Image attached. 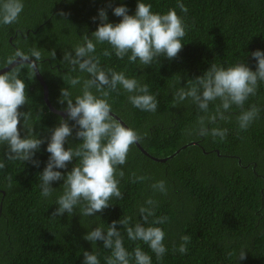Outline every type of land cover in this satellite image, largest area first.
Instances as JSON below:
<instances>
[{
	"label": "trees",
	"instance_id": "obj_1",
	"mask_svg": "<svg viewBox=\"0 0 264 264\" xmlns=\"http://www.w3.org/2000/svg\"><path fill=\"white\" fill-rule=\"evenodd\" d=\"M22 2L24 8L18 21L0 25V70L9 65V57L17 50L29 54L38 48L42 60L37 62V68L46 84L48 100L54 109L64 111L66 104L58 102L60 89L69 88L74 98L81 88H72L64 77L70 74L87 78V74L71 72V66L63 61V53H74L75 46L83 44L84 35L91 38L100 23L98 18L92 20L98 17L99 9H105L107 22L116 24L121 17L115 16L112 8L124 5L127 14L134 15L138 0ZM141 2L151 4L154 13L163 14L174 8L184 19L188 28L178 56L171 60L160 57L150 66H143L139 61L129 63L127 56L122 60L114 53L110 58L104 57V48L111 51L107 44L97 45L94 55L100 58L105 71L124 72L128 78L147 84L151 94H158L155 113L133 107L129 94L119 86L109 96L112 113L142 135L138 144L148 155L135 144L131 146L127 162L121 166L125 174L119 185L123 199L110 201L112 205L102 213L86 217L80 215L77 207L73 215L52 217L63 181L53 182L57 191L45 198L40 194L39 174L50 155L46 151L50 130L62 118L48 109L43 88L24 64L19 78L26 84L28 104L20 111L31 112L35 135L44 138L45 143L34 156L40 161L39 167L6 161V167L0 170V264H83L84 251L97 252L100 264H106L104 258L110 250L103 248L102 241L93 245L84 240V235L95 227L106 230L112 221L124 216L132 217V225L143 223L138 205L148 197L158 202L156 216L169 218L166 224L154 225L165 232L167 252L157 261L146 244L128 240L123 226L117 224L129 252L139 244L151 256L152 264H264V82L258 83L256 95L244 105L245 109L252 105L260 108L259 118L246 131L238 128L236 117L240 110L235 106L225 113L227 121L206 124L209 129H228L224 140L189 134V130L198 127V116L204 115L190 100L172 107L176 88L203 75L212 63L227 68L243 62L255 71L256 61L251 53L264 52V0H182L187 14L176 7L177 0ZM61 11L68 15L60 16ZM52 50L55 59L50 56ZM177 75L181 78L179 83ZM217 104L219 101L210 103L209 113L215 111ZM74 123L69 121L70 126ZM76 130L74 127L65 149L81 142L75 136ZM24 134L21 127L22 138ZM4 151L0 147V158ZM75 163L74 158L66 169L56 170L66 174ZM131 173L148 179L131 183ZM159 180L165 181L167 195L151 189L150 185ZM183 235L191 236L187 254L173 251ZM242 249H246V259L241 261L236 255Z\"/></svg>",
	"mask_w": 264,
	"mask_h": 264
},
{
	"label": "clouds",
	"instance_id": "obj_2",
	"mask_svg": "<svg viewBox=\"0 0 264 264\" xmlns=\"http://www.w3.org/2000/svg\"><path fill=\"white\" fill-rule=\"evenodd\" d=\"M176 7L187 14L188 8L182 0H177ZM23 8L22 0H0V25L16 23ZM151 8V4L141 0H138L134 15H128V9L124 5L114 7L113 14L121 17L116 24L107 22L105 9H99L98 17H93L92 20L98 18L100 23L91 38L84 35L83 44H77L74 53H63V61L71 66L70 71L86 73L87 78L70 74L64 77L72 88L81 85L80 94L73 98L69 88L60 89L58 102L66 104L64 112L67 119H60L58 126L50 130L51 134L47 138L46 151L50 155L39 174L41 196L51 197L57 191L52 187L53 182L63 181L62 192L56 198L57 207L52 217L73 215L77 207L80 215L95 216L109 208L112 205L110 201L123 199L119 185L125 174L121 166L126 164L131 146L140 142L142 135L113 118L109 96L111 92L118 91L119 86L129 94L128 101L133 107L155 113L158 108V94H151L147 84H141L136 78H128L124 72L112 69L105 71L100 58L94 53L97 45L107 44L111 51L104 48V57L110 58L114 53L122 60L127 56L129 63L139 61L143 66H150L160 57L175 59L183 49L182 40L187 34L188 25L174 8L163 14L154 13ZM58 14L62 17L68 15L63 11ZM50 56L55 59V50L50 52ZM251 56L256 61L255 71L243 62L227 68L212 63L203 75L188 80L184 87L176 88L172 107L175 108L188 99L204 113L197 118L198 127L189 130V134L195 132L200 136L210 135L224 140L228 129H209L206 124H215L218 120L227 121L229 117L225 113L232 106L240 110L236 120L241 131H246L259 118L260 108L252 105L245 109L244 105L250 96L256 95L258 83L264 82V52L255 50ZM41 60L42 53L38 48L31 49L29 54L17 50L7 61L14 65L12 70L0 73V147L5 148L4 156L0 158V170L6 167V161L27 162L39 167L40 161L34 159V156L45 143V139L35 135L34 127L30 123L31 112L20 111L28 104V97L26 84L19 77L25 61H28L27 65L34 75V70H38L37 62ZM180 79L177 75V83ZM215 101H219V104L213 113H209V105ZM69 121L75 123L70 126ZM21 127L25 133L23 138ZM74 127L77 128L75 136L81 142L75 147L65 149L64 144L73 135ZM74 158L76 163L71 171L62 174L56 170L66 169ZM147 179L146 176H138L136 173L129 176L131 183H143ZM150 187L154 193L167 195L164 180L156 181ZM157 207L158 202L148 197L142 205H138V213L143 223L132 225V217L124 216L118 221H112L106 230L103 227L93 228L83 239L93 245L96 241L103 242V248L110 250V255L104 258L106 264H152L151 256L139 244L131 252L125 248L124 238L116 227L120 224L125 229L128 240L143 242L155 254L157 261H161L167 252L164 244L165 232L154 225L166 224L169 218L156 216ZM180 240L179 247L174 245L173 251L187 254L191 236L183 235ZM83 257V264H100L97 252L84 251ZM236 259H246V249H242Z\"/></svg>",
	"mask_w": 264,
	"mask_h": 264
},
{
	"label": "water",
	"instance_id": "obj_3",
	"mask_svg": "<svg viewBox=\"0 0 264 264\" xmlns=\"http://www.w3.org/2000/svg\"><path fill=\"white\" fill-rule=\"evenodd\" d=\"M27 62L28 61H25V63L24 64H27ZM14 67V65H8V66H6V67H4V68H2L1 70H0V73H3V72H5V71H9V70H11L12 68ZM34 75L36 76V79L38 80V82H39V84L41 85V87L43 88V99H44V102H45V104H46V106L48 107V109L53 113V114H56V115H58V116H60L62 119H65L66 117H67V115H66V113L64 112V111H59V110H56V109H54L52 106H51V104H50V102H49V100H48V90H47V87H46V84L44 83V81H43V78H42V76L40 75V73H39V71L38 70H34ZM112 116H113V118L115 119V120H117L118 122H120L123 126H125V127H127L122 121H121V119L119 118V117H117L116 115H114L113 113H112ZM128 128V127H127ZM136 145V147L144 154V155H148L141 147H140V145L138 144V143H136L135 144ZM155 160H157V159H155ZM159 161H164V160H159Z\"/></svg>",
	"mask_w": 264,
	"mask_h": 264
}]
</instances>
